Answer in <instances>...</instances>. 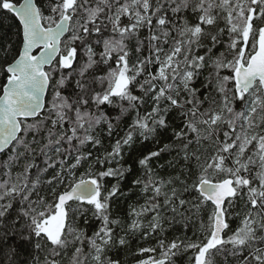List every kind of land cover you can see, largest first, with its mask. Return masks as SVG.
I'll return each mask as SVG.
<instances>
[{"label":"snow or ice","instance_id":"snow-or-ice-1","mask_svg":"<svg viewBox=\"0 0 264 264\" xmlns=\"http://www.w3.org/2000/svg\"><path fill=\"white\" fill-rule=\"evenodd\" d=\"M0 13L18 21L0 32V264L27 248L31 264H122L113 250L150 239L136 264H264V0Z\"/></svg>","mask_w":264,"mask_h":264},{"label":"trees","instance_id":"trees-1","mask_svg":"<svg viewBox=\"0 0 264 264\" xmlns=\"http://www.w3.org/2000/svg\"><path fill=\"white\" fill-rule=\"evenodd\" d=\"M42 3H43V0H42ZM0 21H2V23H0V32H8L9 34H11V32H14L18 25V21H15L13 17L6 16V14L4 13H0ZM2 82H3V77H0V83ZM197 86H199V83L197 84ZM176 122L178 123L179 120L177 119ZM122 127H124V125H122ZM105 146H107V142H105ZM157 146L158 145L152 143L151 141L135 144L134 150H130V152L126 154L130 158L128 159V163L125 166L127 167L129 164H132V162L136 159V157L139 156L142 152L146 154L150 149L155 150ZM168 159H171V157H168ZM160 163H164V161H157L155 166L158 168ZM168 171L171 172L172 170L169 169ZM134 176L135 174L129 175L127 179L124 181L123 187L125 188V190H127L129 186L128 182L131 179H133ZM112 182L114 183V181ZM129 203L130 201L126 197H121L117 203L113 204L112 212L115 214H119L122 217L127 212ZM198 219H199L198 217L194 218V223L198 222ZM79 223L81 224L82 227L88 228V225H85L83 223V218H81ZM90 223H95V221H90ZM235 226H236L235 223H233L232 227H235ZM193 231H195V228L189 227V229H187V235L191 237ZM184 234H185V230L183 229L182 225H176L174 226L173 229H169V231L165 235L167 239L171 240V239H174L176 236L183 237ZM152 244H154V241L151 239L148 241H139V242L133 241L131 243V247L127 249L121 248L118 250H113L111 255L114 258L119 259L122 262V264H136V261L139 259V256L136 253V250L138 249V247H140L141 245L147 246V245H152ZM21 252H22L21 259H28L29 264H31L32 256L36 255L35 250L33 248H27V249H21ZM41 257H42V254H41ZM177 264H188L187 254L178 256Z\"/></svg>","mask_w":264,"mask_h":264}]
</instances>
